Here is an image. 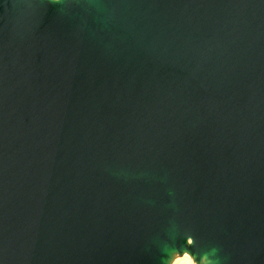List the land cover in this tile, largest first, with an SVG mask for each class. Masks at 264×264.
Masks as SVG:
<instances>
[{"label": "water", "instance_id": "1", "mask_svg": "<svg viewBox=\"0 0 264 264\" xmlns=\"http://www.w3.org/2000/svg\"><path fill=\"white\" fill-rule=\"evenodd\" d=\"M264 264V0H0V264Z\"/></svg>", "mask_w": 264, "mask_h": 264}, {"label": "bare ground", "instance_id": "2", "mask_svg": "<svg viewBox=\"0 0 264 264\" xmlns=\"http://www.w3.org/2000/svg\"><path fill=\"white\" fill-rule=\"evenodd\" d=\"M183 255H182L183 258H182V260L180 262L181 264H193L192 263V257L189 254L184 253Z\"/></svg>", "mask_w": 264, "mask_h": 264}, {"label": "rangeland", "instance_id": "3", "mask_svg": "<svg viewBox=\"0 0 264 264\" xmlns=\"http://www.w3.org/2000/svg\"><path fill=\"white\" fill-rule=\"evenodd\" d=\"M184 256V255H183ZM183 256H180V257H178L175 261H174V263L173 264H181L180 262H181V260H182V258H183ZM192 263L194 264V262L192 261Z\"/></svg>", "mask_w": 264, "mask_h": 264}]
</instances>
